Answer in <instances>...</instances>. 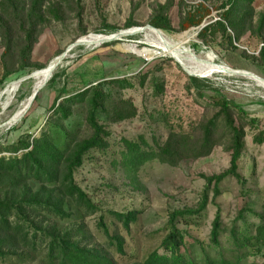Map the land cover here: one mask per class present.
<instances>
[{
	"label": "rangeland",
	"instance_id": "obj_1",
	"mask_svg": "<svg viewBox=\"0 0 264 264\" xmlns=\"http://www.w3.org/2000/svg\"><path fill=\"white\" fill-rule=\"evenodd\" d=\"M52 1L56 9L60 10V18L51 16L43 26L31 54L32 67L12 74L0 84V143L3 145L15 142L25 133L39 135L46 122L52 123L50 108L57 97L62 99L103 80H134L135 75L147 69L151 74L143 86L136 83L134 87L122 91L124 97L134 102L138 114L131 119L109 124L111 143L116 145L122 137L133 138L139 134L148 138L154 134L163 140L167 128L159 121L165 114L169 115V121L177 128L188 129L191 122L201 117L203 106L215 96V91L203 89L205 98H202L193 88L188 90L189 74L174 56L160 52L145 59L126 49L129 44L151 46L149 42L156 39L157 29L148 25L158 5L167 1L173 2L167 14L175 28H178L180 15L196 9L198 3L203 2L210 8V13L200 25L182 32H164L173 45L192 52L197 60L207 62L209 66L224 65L228 68L226 74H208L197 65L190 66L178 60L188 71L206 76L199 78L210 80L220 89V93L258 119L259 129L264 128V89L256 82V79L264 80V57L260 53L264 49V30L259 32L257 29L259 18L264 14V0L254 2L256 15L252 31L235 42V47L229 48L219 44V35L217 42L209 44H204L198 37L201 28L217 19L219 10L212 7V0ZM128 23L133 26L126 28ZM108 25L118 28L116 36L120 37L119 40L107 41L113 33L99 32ZM78 39L79 45H74ZM2 51L0 47V55ZM63 53L65 55L61 59L59 55ZM1 73L0 65V77ZM32 73L30 78L20 81ZM54 73H57V77L49 83ZM155 81L163 84L162 92L155 90ZM44 83L37 100L20 113L35 89ZM14 86H17L16 92L11 93ZM84 115L83 105L73 107V115L63 122L68 132L74 135L87 132ZM257 130L246 129L245 148L240 159V173L245 179L244 194L235 179H227L221 184L220 196L195 218L194 225L179 221L178 226L185 231L188 242L194 244L189 248L192 257L200 256L202 246L209 247L210 230L217 209L222 219L221 245L224 249L229 248L230 229L242 208L248 211L244 220H238L237 224L245 222L251 231L260 222L259 215H264V143L252 141ZM105 158H100L99 153L94 152L92 160L85 159L76 172V182L101 211H141L137 224L131 226L127 242L129 247L138 249L142 260L163 241L167 233L168 213L196 204L205 185L200 175L219 173L226 169L230 154L224 146H219L206 157L185 160L176 167L154 162L136 177L112 169ZM0 183L2 198L7 188L4 182ZM28 185L33 191L40 189V185L32 181ZM209 199H212V193ZM67 209L74 213L69 222L50 216L37 217L33 213L31 218L42 221L43 226H50V229L60 233L82 224L91 235L98 237L96 222L99 212L84 216L82 210L71 201H68ZM17 254L24 255L22 261L12 257L11 261L0 260V264H47L43 255L21 249L17 250ZM241 264H264V249L259 254L247 256Z\"/></svg>",
	"mask_w": 264,
	"mask_h": 264
},
{
	"label": "trees",
	"instance_id": "obj_2",
	"mask_svg": "<svg viewBox=\"0 0 264 264\" xmlns=\"http://www.w3.org/2000/svg\"><path fill=\"white\" fill-rule=\"evenodd\" d=\"M254 2L212 0V7L219 10L217 19L199 30V39L209 44L217 42L219 35L222 47H235V42L254 27ZM172 3L167 1L158 5L150 25L165 32H182L200 25L210 13V8L200 2L196 9L180 15L178 28H175L167 14ZM59 11L52 0H0V47L3 48L0 84L12 74L32 67L31 54L38 36L51 16L60 18ZM132 26L128 23L126 28ZM105 28L99 32L118 31L115 26ZM257 29L259 32L264 30V14L259 18ZM260 53L264 57V49ZM148 70L135 75L134 80H103L62 99L57 97L50 108L52 123L46 122L39 135L25 133L15 142L0 143V182L7 188L5 197H0V260L11 261L15 257L22 261L24 255L17 254L21 249L43 255L47 264H241L247 256L262 252L264 215H259L261 220L251 231L245 222L237 224L238 220H244L248 211L245 208L241 209L230 229L229 248L226 249L221 245L222 219L217 209L209 247L202 246L199 257L190 255L189 248L194 244L188 242L185 231L178 226L180 220L186 225H194L195 218L220 196L221 184L227 179H235L244 194L245 179L240 173V159L245 148L246 129L258 128L252 141L264 143V128L259 129L258 119L220 93L210 80L188 76L187 89L193 88L199 97L205 98L203 89L215 91V96L203 106L201 117L191 122L188 129L177 128L165 114L159 121L167 128L163 140L154 134L150 138L139 134L133 138L122 137L116 145L111 143L109 124L138 114L134 102L124 97L122 91L136 83L143 86L151 74ZM56 77L57 73H54L48 82H53ZM154 88L162 92L163 84L155 81ZM38 96L39 92L34 101ZM76 105L85 108L87 132L83 135H74L63 125L73 115ZM219 146L229 152V166L219 173L200 175L205 185L199 200L193 206L168 213L163 241L142 260L138 249L129 247L127 242L131 226L137 224L141 211H101L75 178L84 160L94 158V152L99 153L100 158L106 157L112 169L136 177L154 162L176 167L185 160L206 157ZM30 181L39 184L40 189L33 191L28 185ZM68 201L82 210L84 216L100 213L96 222L98 237L91 235L82 224L60 233L31 218L33 213L37 217L72 221L74 213L67 209ZM262 206L264 209V203Z\"/></svg>",
	"mask_w": 264,
	"mask_h": 264
},
{
	"label": "bare ground",
	"instance_id": "obj_3",
	"mask_svg": "<svg viewBox=\"0 0 264 264\" xmlns=\"http://www.w3.org/2000/svg\"><path fill=\"white\" fill-rule=\"evenodd\" d=\"M109 37V36H108ZM151 46L139 47L136 44L126 45L127 51L133 52L145 59H150L154 54L160 52L176 57L182 63L188 64L190 66L197 65L200 69L204 70L208 74H226L228 68L224 65L209 66L207 62L197 60L192 52H188L180 48L179 46L173 45L169 40L168 35L161 30H157L156 39L149 42ZM197 68V67H196ZM208 77V76H207ZM256 82L264 89V80L256 79ZM17 89V86H14L11 90V93ZM16 92V91H15ZM30 99L21 109L20 113L25 111ZM18 115V114H17Z\"/></svg>",
	"mask_w": 264,
	"mask_h": 264
},
{
	"label": "water",
	"instance_id": "obj_4",
	"mask_svg": "<svg viewBox=\"0 0 264 264\" xmlns=\"http://www.w3.org/2000/svg\"><path fill=\"white\" fill-rule=\"evenodd\" d=\"M148 27H151V28H154V29L160 30V29H158V28L153 27L152 25H148ZM116 34H117V32H116V33H113L112 37H110L107 41L119 40L120 37H117ZM79 43H80V42H79V39H78V40L74 43V45H79ZM64 55H65V54L63 53V54L59 55V57L62 59V58H64ZM176 61L180 64V66L184 69V71H185L186 73H188L189 75H191V76H196V77H206V76H204V75H198V74H195V73H192V72L188 71V70H187V69L181 64V62H179L178 60H176ZM32 75H33V73L30 74V75H28V76H26V77H24V78H21L20 81H23V80H25V79H28V78H30ZM45 84H46V83H44L43 85H40V86H39L37 89H35V91L32 93V95H31V97H30V103H29L27 109L30 108V106L32 105V103H33V101H34L36 95H37L38 92L43 88V86H44Z\"/></svg>",
	"mask_w": 264,
	"mask_h": 264
}]
</instances>
